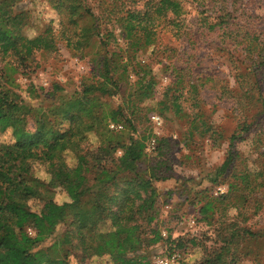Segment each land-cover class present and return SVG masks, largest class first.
<instances>
[{
  "label": "trees",
  "instance_id": "1",
  "mask_svg": "<svg viewBox=\"0 0 264 264\" xmlns=\"http://www.w3.org/2000/svg\"><path fill=\"white\" fill-rule=\"evenodd\" d=\"M18 1L0 0V133L10 130L12 137L11 142L0 143V264H70V257L75 264H88L92 257L102 256L113 264H150L138 255L143 248L163 241L169 254L183 246L182 237L163 238L154 226L159 215L154 183L171 178L173 142L159 138L152 161L144 153L150 135L134 136L138 104L152 98L156 86L149 64L135 61L136 53L148 48L155 53L162 48L168 53L165 59L170 60L174 49L157 46L162 35L181 39L187 50L166 65L173 74L157 103L158 111L187 116V131L206 136L214 149L220 146L223 134L204 119L199 93L217 77L195 74L187 65L195 59L198 42L211 40L219 51L228 48L226 63L233 70L232 87H212L214 99L232 102L236 111L235 129L226 137L224 158L211 180L215 190L222 185L219 178L229 174L230 181L223 183L226 189L222 194L205 195L194 202L204 221L214 215L223 219L228 209L233 221L218 222L213 247L205 249L202 261L194 264H238L245 252L242 243L264 240V228L256 233L244 225L250 215L264 209V165L260 162L264 157V30L249 21L252 14L245 11V5L239 0H102L108 6L102 18L122 33L126 54L117 58L106 47L97 79L44 108L23 101L11 88V73L24 71L36 52H54L58 36L51 25L32 37L23 34L27 14L17 8ZM82 1L49 0L74 26V38L65 31L58 33L68 47L87 43L90 35H96L95 24L82 26L76 34L79 21L93 16ZM187 6L197 15L191 25L184 17ZM261 23L264 26V20ZM112 32L106 30L101 35L103 46L114 40ZM115 47L121 48L119 44ZM130 73L135 77L132 89L122 94L121 82H127ZM119 94L122 104L103 111V99ZM123 105H128L127 109ZM121 121L130 130L126 138L108 128ZM89 133L98 138L97 146L88 145ZM246 134H251L256 154L255 161L247 163L235 149ZM65 154L75 159L74 166L67 165ZM38 166L48 174L47 182L35 176ZM36 182L50 189L60 187L69 201L56 203ZM60 225L59 241L40 247ZM190 242L193 244V239ZM61 247L70 253L51 255Z\"/></svg>",
  "mask_w": 264,
  "mask_h": 264
},
{
  "label": "rangeland",
  "instance_id": "2",
  "mask_svg": "<svg viewBox=\"0 0 264 264\" xmlns=\"http://www.w3.org/2000/svg\"><path fill=\"white\" fill-rule=\"evenodd\" d=\"M82 3L88 7L93 16L92 18L89 17L79 21V26L76 27V34L79 33V29L82 26L88 27L91 24L92 26L95 24L98 28L94 32L96 35H90L87 43H80L75 48L68 47L66 41L58 34L60 31H65L67 36L74 38V26L68 23L66 14H59L55 11L49 0H19L17 3V8L25 11L27 14V24L23 29V34L32 37L41 33L45 26L51 25L58 36L54 52H36L33 55V60L28 63L24 71L11 73L13 79L11 88L19 93L23 101L32 107L42 106L49 108L54 104H58L62 99L69 98L76 91L81 90L84 84L97 79L100 62L105 54L104 49L106 47L109 49L108 53L114 51L116 54L115 57L117 58L121 57V55L124 57L126 54V52H123L125 46L122 33L116 26L110 28L106 20L102 18L108 7L106 2L102 0H83ZM239 3L245 5V11L249 15L252 14L249 21L259 24L260 29L264 30V26L261 23L264 20V0H239ZM187 8L188 13L184 17L186 18V22L191 25L197 15L194 9L188 6ZM106 30L113 31L112 33L115 38L114 40L110 39V41H105L107 45L103 46L102 41L104 37L101 35ZM97 32H99L100 36L97 35ZM160 41L157 42V46L159 43V46L160 44L168 45L174 49L170 60L165 59V55H168V53H164L162 48H160L161 50L158 49L155 53L151 52V48L136 53L135 61L149 64L156 86L153 97L138 104L139 110L133 117V123L136 128L134 136H152L153 127L149 117L153 114L161 116L163 124L156 138V143L159 138L166 137L173 142L174 147L171 149L169 155L172 165L171 178L167 181L154 183L159 194V215L154 226L161 232V236L162 233H165L162 236L163 238H166L167 235H171L172 238L182 237L183 246L178 249L176 248L175 251L180 255L177 264H194L202 261L205 249L213 247V242L216 238L215 228L218 222L222 224L223 222L229 223L233 221L231 209L226 211L227 214L223 219L219 218L220 220H218V216L214 215L213 218L204 221L197 214V206L194 203L205 195H213L214 197L219 195L215 194L216 186H214L211 180L213 179L216 166L224 158L227 145L226 137L235 129L237 117L232 102L222 101L219 103L214 99L215 96L212 92V87L214 85L232 87L233 79L231 76L233 70L232 66L226 63V54L228 53L226 49L228 48H224V51H219V49L215 48V45H211V40H208L209 42H204V40L198 42L196 50L194 51L195 59L187 65L192 66V72L195 74H208L209 76L217 77L215 81L210 80L207 82L204 89L199 93L202 99L200 107L204 119L212 123L223 134L220 146L214 149L210 146V140L206 139V136H199L197 132L193 131V133H189L187 131V116H174L171 111L164 112L163 114L159 113L157 103L162 97L164 88L170 83L169 78L173 74L171 69L166 65L170 62H176L177 55L187 50V45L182 44L181 39H168V36L162 35ZM117 44L121 46L120 49L115 47ZM2 65L3 62L0 61V67ZM176 66L182 68L181 63H177ZM134 79L133 73H130L128 81L121 82L122 94H126L132 89L130 84L134 82ZM120 95H116L114 99H103L105 102L103 111L106 112L122 104V95ZM123 106L127 109L128 105ZM116 125L120 126V129L115 133L120 135L121 138H126L130 130L124 121ZM250 138L251 134H246L245 140L236 143L235 147L241 153L242 157L246 159V163L255 161L256 158ZM87 139L89 142L88 145L91 147L99 144L98 138L93 133H89ZM11 141L10 130L0 133V143H9ZM144 153L150 160L154 161L156 159L155 149L152 151H146L144 149ZM262 158L260 162L264 165V157L262 156ZM65 161L70 167L75 165V159L70 154H65ZM34 174L45 182L49 179L48 174L41 166L35 168ZM228 175L217 180L218 183L223 185H220L224 189L223 191L226 189L224 184L230 181ZM36 185L41 188L47 197L58 204L69 201L68 196L60 187L50 189L39 182H36ZM189 220H193L194 224L190 225ZM244 225L253 232H261L264 228V209H260L250 215ZM62 231L63 226H58L54 236L47 239L40 247L47 248L54 242L59 241V235ZM191 239L194 241L193 244L190 242ZM248 241L242 243L241 246L243 247L242 251H245L244 253L248 251L249 255L245 256L244 253L240 254L242 260L238 264H264V240L260 238L257 241ZM167 252L168 244L160 241L147 248H143L138 252V255L145 256L150 264H152L154 258L166 256L168 254ZM65 253L69 254L70 252L61 247L56 254L52 251L51 255L57 257ZM133 256L135 254H128V257ZM69 261L70 264H75V260L71 257ZM88 264L113 263L107 256H102L92 257Z\"/></svg>",
  "mask_w": 264,
  "mask_h": 264
},
{
  "label": "built area",
  "instance_id": "3",
  "mask_svg": "<svg viewBox=\"0 0 264 264\" xmlns=\"http://www.w3.org/2000/svg\"><path fill=\"white\" fill-rule=\"evenodd\" d=\"M149 120L153 127V133H152V136H150V138L146 142V147H145L146 151L154 150L155 145H156V138L163 124L161 117L156 114L150 115ZM109 129L117 131L118 129H120V126L112 123V124H109ZM223 190H224L223 188L217 187L215 194H222L224 192ZM189 224L193 225L194 221L189 220ZM28 233L32 234L31 230H28ZM164 235L165 233H162V236ZM179 258H180V255L178 253L172 252V253L167 254L166 256H159V257L154 258L152 264H175L178 262Z\"/></svg>",
  "mask_w": 264,
  "mask_h": 264
}]
</instances>
